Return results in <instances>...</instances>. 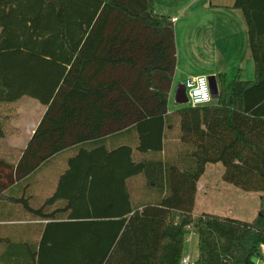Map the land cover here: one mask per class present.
Segmentation results:
<instances>
[{
	"label": "trees",
	"instance_id": "trees-1",
	"mask_svg": "<svg viewBox=\"0 0 264 264\" xmlns=\"http://www.w3.org/2000/svg\"><path fill=\"white\" fill-rule=\"evenodd\" d=\"M232 8L247 23L254 80L219 75L214 103L169 114L175 29L153 0H0L3 186L75 145L131 128L140 139L136 150L103 157L81 148L52 196L39 206L21 200L44 224L37 240L0 236V264H180L189 234L199 239L195 264L264 263L263 212L250 223L194 215L210 164L222 165L224 183L264 195V0H236ZM25 97L47 111L22 155L6 141L18 134L12 121ZM172 120L192 148L187 164L161 159ZM136 152L146 157L137 160ZM138 175L168 196L140 210L127 188Z\"/></svg>",
	"mask_w": 264,
	"mask_h": 264
},
{
	"label": "crops",
	"instance_id": "crops-1",
	"mask_svg": "<svg viewBox=\"0 0 264 264\" xmlns=\"http://www.w3.org/2000/svg\"><path fill=\"white\" fill-rule=\"evenodd\" d=\"M153 1L157 13L168 17L175 29L177 66L170 89L169 114H174L178 108L175 104V107H170L174 101L176 87L185 85L192 77L215 76L218 90H220L219 75H225L227 79H235L237 75H240L245 81L254 80L252 77L255 78V65L250 49L248 27L242 11L232 8L236 0ZM174 19L176 20L174 21ZM182 60L184 63L181 66ZM214 102L215 100L210 104ZM46 111L47 107L37 100L23 98L20 102L18 115L12 121L18 134L6 141V147L10 150L20 151L23 155ZM138 136V130L131 128L128 131L117 132L102 139L75 145L64 152L55 154L50 163L43 165L30 178L27 177L28 179L16 182L9 187L3 186V176L0 175V186H3L0 196V236L6 237L10 233L16 232L24 239L35 238L37 240L39 237L38 228L44 222L38 221L26 213L19 205L20 201L27 199L32 205L37 206L52 196L58 187L59 178L68 169L69 159L75 157L81 148L85 150L99 149L102 151L101 157H103L105 150L109 152L123 146L136 150L140 142ZM179 138V121H168L164 128V151L161 156L164 162L177 165L190 162L192 148L182 144ZM135 157L137 160H141L146 156L136 152ZM219 172L220 168L213 164L206 167L205 174L198 183L195 208L198 198L202 199V206H204L209 198L226 194L244 201L238 200L234 204L235 208L230 207L228 213L230 216L240 217L236 220L244 222L245 211L243 209H245V204L248 205L245 203L247 198L239 194L237 190H231L224 185H220V188L215 187L211 181L214 175ZM205 175L208 177L207 180ZM127 188L133 204L139 206L140 210L144 206H157L164 197L168 196L167 189L164 191L158 189L154 183H149L144 175L128 179ZM260 195L264 198V195ZM256 210L251 217V222L261 214L258 207ZM203 214L208 213L200 215ZM194 215L200 216L195 209ZM196 237L198 239V236L194 234L186 236L182 259L190 260L187 254Z\"/></svg>",
	"mask_w": 264,
	"mask_h": 264
},
{
	"label": "rangeland",
	"instance_id": "rangeland-1",
	"mask_svg": "<svg viewBox=\"0 0 264 264\" xmlns=\"http://www.w3.org/2000/svg\"><path fill=\"white\" fill-rule=\"evenodd\" d=\"M181 61V60H180ZM181 63V66L183 65V60ZM184 67V66H183ZM180 71V70H179ZM231 78V77H230ZM252 79H254V77H252ZM234 78L229 79L228 81H233ZM188 83V82H187ZM187 83H185V86L187 85ZM177 89V87H176ZM184 106H188V105H184ZM170 107H175L174 106V101H172V103L170 104ZM217 166L218 168H220V172L216 173L214 175V177L212 178L211 183L214 184L215 187L220 188L221 186H226V188H231V190H237L239 192V194H241L242 196H245L247 198V200L245 201V203H247L248 205L245 204V209H243V211H245V217L244 218V222H251V217L252 215H254V213L257 211V207L258 210H260L261 212L264 213V198L261 197L260 194L257 193H245L242 192L241 190L237 189L236 187L232 186V185H228L223 183L222 181V172H223V167L222 165H214ZM208 176V174H207ZM205 175V179L207 180V177ZM220 190V189H218ZM223 192V191H222ZM238 200H240L241 202H244L242 199H236L232 196H228L226 194L221 195V196H217V197H213V198H209L208 201L205 203L204 206H202V199L198 198V202L195 208V211L197 214H202V213H208V214H213V215H218L221 217H226V218H230V219H239L237 218V216H230L229 213V208H235V203L238 202ZM40 204H38L37 206H39ZM203 211V212H202ZM241 220V219H240ZM242 221V220H241ZM190 258V261L192 263H195V261H197L198 258V239L197 237L194 238V243L193 245L190 247L189 252L187 254ZM258 264H264L262 262L258 263Z\"/></svg>",
	"mask_w": 264,
	"mask_h": 264
},
{
	"label": "clouds",
	"instance_id": "clouds-1",
	"mask_svg": "<svg viewBox=\"0 0 264 264\" xmlns=\"http://www.w3.org/2000/svg\"><path fill=\"white\" fill-rule=\"evenodd\" d=\"M186 87L192 89L190 97L193 107L211 102L212 97L209 91L208 78L206 76L192 77Z\"/></svg>",
	"mask_w": 264,
	"mask_h": 264
},
{
	"label": "water",
	"instance_id": "water-1",
	"mask_svg": "<svg viewBox=\"0 0 264 264\" xmlns=\"http://www.w3.org/2000/svg\"><path fill=\"white\" fill-rule=\"evenodd\" d=\"M209 84H210V89H211V94H212V99L217 100L219 97V90H218V85L216 81L215 76H210L208 78ZM174 104L175 106H184L188 104V97H187V92H186V86L185 85H180L177 87L175 97H174Z\"/></svg>",
	"mask_w": 264,
	"mask_h": 264
},
{
	"label": "built area",
	"instance_id": "built-area-1",
	"mask_svg": "<svg viewBox=\"0 0 264 264\" xmlns=\"http://www.w3.org/2000/svg\"><path fill=\"white\" fill-rule=\"evenodd\" d=\"M176 19H174L175 21ZM209 82V80H208ZM195 86V85H194ZM192 89L186 87V92H187V97H188V106L192 107V108H196V107H200V106H205V105H208L210 104L213 99H211V102L210 103H207V104H200V105H197L196 107H193L192 106V100H191V97H190V93H191ZM209 91H210V94H211V89H210V84H209ZM211 97H212V94H211ZM259 263V262H258ZM180 264H195V263H192L189 259H182L181 260V263Z\"/></svg>",
	"mask_w": 264,
	"mask_h": 264
}]
</instances>
